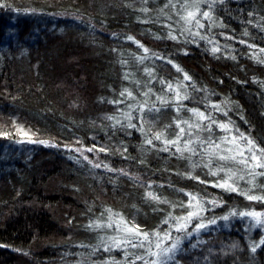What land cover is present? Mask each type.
<instances>
[{
    "label": "trees",
    "instance_id": "1",
    "mask_svg": "<svg viewBox=\"0 0 264 264\" xmlns=\"http://www.w3.org/2000/svg\"><path fill=\"white\" fill-rule=\"evenodd\" d=\"M155 1L164 4L167 0ZM131 2L0 0V5H3L0 6V13L31 12L28 20L20 16L9 24L16 35L14 42L20 38L17 44L11 49L8 46L0 49V82L4 80L6 84L0 90V115H21L52 142L50 148L36 150V160L29 162V167L8 174L7 179L0 177V264H103L104 260L115 258L118 251L112 248L105 250L108 244L104 241V234H101L102 229L90 227L93 221L96 222L103 206L108 204L125 217L134 211L141 212L143 215H138L139 224L150 231L162 225L168 226L162 221L169 213L179 217L194 210L178 207L181 203L188 204L189 197L185 193L199 194L222 205L239 199V196L207 183L200 171L195 175L196 170L189 160L172 154L174 148L167 152V158L149 164L144 161L145 155L135 152L136 144L131 142V137L130 140L126 136L116 137L117 141L105 147L99 144L88 147L90 135L101 137L103 134L102 139L108 138L104 135V130L109 129L106 119L115 126L116 119L121 121V126L122 123L127 124L123 115L116 112V107L107 102L117 86L113 80L117 76L118 65L112 53L118 45L117 38L137 36L145 26V22L133 13ZM224 11L231 19L245 17L240 9L231 6ZM181 15H184L183 12ZM201 22L205 27L219 22V25H224V20L202 19ZM60 25L64 27L63 33L52 32ZM248 27L244 31L248 29L250 35L259 37L257 31ZM221 29L224 30L225 25ZM231 29L234 26L227 30ZM34 31L43 33L41 42L44 37L47 38L41 62L40 59L33 62L32 54H29L32 49L28 47L29 51L25 52L27 49L23 50L20 45ZM189 39V45H194L192 38ZM154 49L153 53L158 58L178 51L166 42L155 43ZM187 58L189 66L200 71L198 75L212 74L222 79L223 90L227 93L235 95L239 86L244 89L243 84H247L245 92L238 98L244 104L240 114L252 123L255 133L264 138V124H261L264 123V100L258 96V102H254L257 86L249 80L253 71L250 65L243 60L212 61L207 58L195 62ZM10 66H13V73H7ZM152 73L157 76V72ZM57 82H61V86H56ZM150 92L145 90L148 96ZM138 94L143 95L142 91ZM236 108H239L238 105ZM164 119L169 122V115L165 114ZM175 126L171 127V138L176 134ZM18 141L35 145L37 143L29 141L42 140L19 137ZM154 143L158 144L157 141ZM76 158L89 167L99 164L100 167L94 168L123 174L140 183V190L135 184L128 185L126 191L109 187L103 182L100 184L76 167L73 161ZM149 185L152 187L149 188ZM3 189L6 190L2 192ZM149 191L159 200L166 199L170 203L151 200L146 196ZM241 203L247 204L251 210L264 208V201L246 200ZM211 208L204 212L205 224L215 219L216 215L210 216ZM236 209H241L240 204ZM200 233L219 237L214 244H220L229 235L216 225ZM248 237L240 234L229 240L235 264H264V246L253 252ZM193 238L187 240L181 250L184 264H221L215 260L213 253L211 259L207 257L206 251L211 245L195 248L192 246ZM229 241H224V246L230 244ZM251 254L258 260L243 262L237 259Z\"/></svg>",
    "mask_w": 264,
    "mask_h": 264
},
{
    "label": "rangeland",
    "instance_id": "2",
    "mask_svg": "<svg viewBox=\"0 0 264 264\" xmlns=\"http://www.w3.org/2000/svg\"><path fill=\"white\" fill-rule=\"evenodd\" d=\"M5 1L8 2L10 0ZM185 2L193 3L194 0H167L164 4H157L155 0H132L130 6L133 5V13L135 16L145 22V26L142 29V32H140L137 36H125L117 38L118 45H115V49L112 50V53L115 55V62H117L118 65L119 75L117 72V76L113 80V83L116 82L117 86L114 87V90L113 87H111L114 93L110 94L111 98L109 97V101L107 102L110 105L116 107V112L123 115V113H126L130 110L131 105L137 104V102L140 104H144L145 102H156L157 96H160L162 99L175 100V90H179L181 96L186 95L188 97L183 101L184 107L182 112L179 111V113H177L176 106L174 104H170L167 107L161 108L158 113L141 114L133 110L132 112L134 113L132 114V123L136 125V128H129L127 127L126 123H122V126L121 124L115 126L112 124L111 120L106 119L109 124V129L107 131L104 130V135H107L108 138L105 137L102 139L103 134L101 137H98L94 134L90 135L87 139L88 147H93L95 145H101L103 147L109 146L117 141L116 137L126 136L129 140L131 137V142L136 144L134 149L135 152L142 153L146 156L143 157L145 162L147 160L150 164L151 162H156L157 160L164 157L167 158L168 153L160 150L164 146L163 141L165 139H176V135L179 132V129L175 126L177 121H188L190 117H192V113L188 111V109H196L199 112H204L206 116L208 113H211L217 124H228V122L231 121L232 123L228 125L229 128L238 129L240 133H243L245 136L255 141L259 147H264V138H260L259 135L255 133L252 123L247 122L244 115L240 114L241 109H244V104H241V102L238 101V98L242 93L245 92L247 84H243L244 89L239 86V89L236 91L235 95H232V93H227L225 90H223L224 88L222 87V79H218L212 74L198 75L200 71L189 66L187 58L189 57L195 62L207 58H210L212 61L239 60L242 62L243 60L244 62H247V64H249L253 69L249 76V80L252 81L253 84L256 83L257 86V88L255 87L256 89L254 88V91H257L258 93L255 94L256 97L253 95L255 100L254 102H258V96L264 100V70L261 69L264 68V51H261V49H264V0H216V3L210 10L211 19H215L217 22L224 20L225 29H221L224 27V25H219L220 22L215 24L213 22V26L205 27L204 29L199 30L200 35L206 36L208 38L203 40L198 36L193 39L188 32L184 31V29L188 26L180 21L179 15H181V12L178 15L177 11L172 7H166V5H169L170 3L179 6ZM228 6L240 9L242 15H245V17H241L237 20L234 18L233 20L231 17L229 18L224 11V9H226ZM145 8L148 9L147 12L143 11ZM187 11L194 12L195 9L189 8L182 12L184 15H186ZM203 11H209V8L206 4H201V14ZM30 13L31 12H26L24 10L23 12H14L12 14L7 12L0 13V33H2V35L0 34V49L6 46H8V49H11L12 46L17 44L20 38L14 42L16 35L9 24H13L14 19L20 16L22 19L28 20ZM227 20L229 22H227ZM22 24L25 25L24 22ZM61 25L52 32L55 31V34L63 33L62 31L64 30V27L61 28ZM232 26H234V29L227 30ZM246 26H249L248 28L257 31L259 37L250 35L248 29L244 31ZM197 30L198 29L195 25L191 26L192 33L197 32ZM170 31L172 35H175L178 38L175 40L171 39L169 37ZM42 34H38L34 31L32 35H29V38L26 37L23 39V41H21L22 43L20 42V45L24 47L23 50L27 49L25 52H28L29 48L32 49V52L30 50L29 54H32V60L34 59L33 62L39 61L42 50L45 46L44 42L47 40V38L44 37L43 42H41ZM44 35L49 34L44 33ZM128 37H133V39L129 40ZM189 38H192L191 43H194V45H189ZM164 42L169 44L171 48H177L178 51L176 53L171 51L169 55H164L166 57L161 56L158 58L155 56L156 54L153 53L155 52L154 45L155 43L162 44ZM141 45L143 47H141ZM214 47L219 48L220 50L216 53H213L212 49ZM144 49H148V52L145 53ZM144 56H147V59H145L143 63H140L137 58ZM168 60H171V63H168ZM173 65L179 67L181 71H177V67H174ZM12 67L13 66L9 67L7 73H13L14 69ZM149 71L151 73L152 71L157 72V76L154 75V73H152L150 76L148 74ZM185 74L191 78L189 81L184 79ZM6 76H9V74ZM161 80L165 81L166 83L162 85L160 83ZM168 84H171L172 88L174 89L172 93H167ZM5 85L6 84L4 83V80H1L0 90H2ZM58 85L61 86V82H57L56 86ZM140 90L142 91L143 95L140 96L138 94V96L137 93H141ZM145 90H151L150 96L145 95ZM239 91H241L240 94ZM122 92L125 93L123 97L121 96ZM127 92H131L132 97H128ZM118 101L122 102L117 103ZM248 102L251 103V101ZM212 105H219L220 109L214 110L211 107ZM236 105H238L239 108H236ZM165 114L169 115V122L164 119ZM123 119L126 120L124 116ZM261 124L263 125L264 123ZM123 125L125 127H123ZM172 126H175L176 134H173L174 136L171 138L170 130ZM141 127L143 128V131L140 130ZM159 133H163L164 135L160 141H157L158 144H156L155 147L146 143V138H154ZM214 135L216 142L220 143L222 138L225 136V132L214 127ZM234 135V132L227 133L228 141H231V138ZM19 137L39 138L47 143H37L35 145L22 144L18 141ZM237 140H239V137H237ZM95 141H97V143H94ZM51 145V140L48 138L45 139V136H43L42 133L39 132L33 125L29 124L28 121L21 115H16L14 117L2 113L0 115V177L6 178L8 174L14 173L16 170L23 169V167L27 166L29 167V162L36 160L34 156L36 154V150L45 147L50 148ZM246 146V142L245 144L239 145L238 148L233 149L231 154L238 155L240 149ZM199 159L200 158L198 156L193 157L194 161ZM73 161L76 167H78V169L85 176L92 180L98 181L100 184L103 182L109 187L114 186L118 190L122 191H126L128 185L135 184L138 190H140V183L126 177L123 174L108 172L106 170L97 169L91 166L89 167L85 162L77 158L73 159ZM219 167H224V171L217 176L210 175L209 169L203 166L193 169L196 170L195 175H197V171H200L207 180H205L207 183L215 185L228 180V176L224 173L228 172L229 168H231L232 172L237 173V175H245V173L240 170V167L236 164H228L226 167L223 164H214L212 166V171H215ZM249 179L250 178L238 181V183L234 185L238 188V191H226L227 193L239 196L238 200L231 201L226 205L216 202L217 205H220L218 206V209L216 207L211 208V205H205L207 208H211L210 216L216 215L214 217L216 224L209 226L216 225L219 230H226V232H229L230 236L228 235V237L223 239V242H220V244H214L215 242L219 241H216L219 237H214L213 234L210 235L200 233L198 236L194 235L192 240L193 244L197 245L195 248H201L203 245H211L207 248V257L211 259V255L213 253L215 260L220 261L221 264H235L236 260L233 253H231L232 248L231 242L229 241L230 239L234 238L235 236H239L240 234L245 236L249 235V244L252 245L253 243H259L260 240L264 238V228H253L249 230L248 218H244L242 220L238 216H230L229 220L227 221L221 219L222 217L228 216L234 211L264 212V208L251 210L247 204L241 203L248 200L246 198L247 195H264V178L257 177L255 180L254 189L253 184L249 182ZM4 184L5 183H3L2 186L5 187ZM219 189L224 191L222 188ZM250 189L252 190L250 191ZM5 190L6 189H3L2 192ZM193 196L205 201L213 200L203 196L200 197L199 194ZM195 202L196 201H193L194 204ZM239 204L241 209H236ZM108 210H111V213L114 214L112 217L113 221L122 222V226L126 225L127 227L132 228L139 226L141 232L147 231L150 233L161 231V234H163V232L168 231V226L166 225H162V227L155 228L150 231L145 230L141 227V224H139L138 215L140 214L142 216L143 214L141 212L138 213L137 211H134L135 213H129L128 216L125 217L124 215L117 212L114 206L110 204L103 206L102 211L97 216L96 222H93L103 223L105 225L108 224L110 214ZM196 222L198 221H194V224ZM115 227L116 225L114 223L113 227L111 228H100L102 229L101 234H104V241L106 240L108 245L111 243L108 239L109 237H117L119 239L127 238L121 233L114 231ZM187 240L183 241L181 248H183ZM224 241H229L230 244L227 243L224 246ZM232 244H235V242H232ZM112 249L118 251V253H116V257L112 258L111 260H104L102 262L103 264H132V261L135 260V256L146 255L145 249L129 248L127 249V256L125 255V249L123 248L112 247ZM153 250L155 251L154 248ZM133 253H135V255H133ZM181 257L182 251L177 253L175 261L170 262V264H184L185 262L183 263ZM256 258L257 256L252 254L249 256L237 257L239 261L241 260L243 262L258 260ZM135 264H143V262L135 260ZM204 264L210 263L207 262Z\"/></svg>",
    "mask_w": 264,
    "mask_h": 264
},
{
    "label": "snow or ice",
    "instance_id": "3",
    "mask_svg": "<svg viewBox=\"0 0 264 264\" xmlns=\"http://www.w3.org/2000/svg\"><path fill=\"white\" fill-rule=\"evenodd\" d=\"M216 0H194L193 3H183L179 6L175 4L166 5V7H172L177 11L179 15L180 12L194 8L195 11H187L186 15H179L180 21H182L188 27L184 29L185 32H188L189 35L195 39L197 36L200 39H208L206 36L200 35L199 30L204 29L205 25L201 22V20L211 19L210 10L213 8ZM201 4H206L209 8V11H203L201 14ZM3 6V5H0ZM143 11L147 12L148 9H143ZM195 25L197 27V32H191V26ZM169 37L173 40L178 37L172 35L171 31L169 33ZM129 40H132L133 37H128ZM138 43V42H137ZM141 47H143L141 45ZM220 49L214 47L212 49L213 53L218 52ZM145 53L148 52V49H144ZM264 51V49H261ZM187 54V53H186ZM234 58V57H233ZM140 63H143L147 56L138 57L137 58ZM168 63H171V60H168ZM177 67L176 65H173ZM148 71V70H146ZM177 71H181L179 67H177ZM148 74L151 76L152 73L149 71ZM127 78V76H126ZM184 79L189 81L191 78L185 74ZM160 83L163 85L166 82L161 80ZM127 91V90H126ZM151 91V90H150ZM174 89L171 84L167 85V93H172ZM176 91L175 100L162 99L160 96L156 97V102L144 104L131 105L130 110L126 113H123L124 118L127 120V127L136 128V125L132 123V111L135 110L141 114H151L158 113L161 108L167 107L170 104H174L176 106V111L179 112L183 109V101L188 97L181 96L179 90ZM149 93H145L147 96ZM125 93H121L123 97ZM128 97H132L131 92H127ZM122 101H118L120 103ZM214 110H219V105L211 106ZM192 113V117L188 121H177L176 127L179 129V132L176 135L175 140H167L163 141V147L160 149L163 152H169L174 148L173 155H178L182 159H187L192 163V167H206L209 169V174L213 176L219 175L224 171V167H219L215 171H212V166L214 164H223L225 167L228 164H236L240 167L245 175H237V173L232 172L231 168H229L228 172L224 174L228 176V180H225L223 183H219L214 185L215 187H219L228 192L238 191V188L234 185L238 183V181L249 179V182L253 184V189L255 188V180L257 177L264 178V147H259L255 141L251 138L245 136L243 133H240L238 129L229 128L232 122L229 121L228 124H217L215 119L213 118L211 113H208L206 116L204 112H199L196 109H188ZM194 118V119H193ZM109 119H114L109 117ZM117 125L121 124L119 119L115 120ZM214 127L219 128L225 132V136L222 138L220 143L216 142L214 135ZM143 131V128L140 129ZM234 132L235 135L232 136L231 141H228L227 133ZM163 133L157 134L154 138L146 139V143L155 147L154 141H160L163 137ZM239 137V140H237ZM31 143H42L46 144L45 141H29ZM246 147L240 149L238 155L231 154L233 149L238 148L239 145L245 144ZM54 146V145H53ZM79 151V149H77ZM92 151V149H89ZM198 156L199 160H193V157ZM94 167H100L99 164L94 165ZM107 167V165H104ZM231 181V182H229ZM203 182V181H201ZM149 188L152 186L149 185ZM252 189H250L251 191ZM189 197V201L187 205L179 204L180 208H189L194 209L187 212L185 216H174L171 213L168 214V217L162 221L163 224H167L168 231L163 232H141L139 226L136 228L127 227L126 225L122 226V222L113 221V215L111 210L109 211V222L108 224L103 223H93L90 227L93 228H105V227H113L115 223L116 227L114 231L121 233L126 239H119L117 237H109L110 245H106L105 250L110 251L112 247L123 248L125 249V255H128L127 249H145L146 255H137L135 256V260L142 261L143 264H170V262L175 261V257L178 252L182 250L181 245L184 240H187L194 235L198 236L202 230H205L209 227V225L216 224V220H210L207 224L203 223L204 212L208 210L205 205H211L213 208L218 206L215 200L205 201L203 199H198L193 196L191 193H185ZM146 196L151 200L157 201V203L169 204L168 200H159V198L151 191L146 193ZM250 201H264V195L262 196H254L247 195L246 197ZM193 201H196L195 204ZM177 205H173L176 207ZM230 216H238L242 220L244 218H248L249 230L253 228H264V212H256V211H248V212H231L228 216H224L221 219L227 221ZM194 221H198L194 224ZM191 226V227H190ZM155 242V243H154ZM199 242V241H198ZM147 245V247H146ZM196 247V244L192 245ZM264 246V238L260 240L259 243H253L251 246V250L253 252L256 251L258 247ZM155 249V251L153 250ZM135 255V253H133ZM135 260L132 261V264H135Z\"/></svg>",
    "mask_w": 264,
    "mask_h": 264
}]
</instances>
